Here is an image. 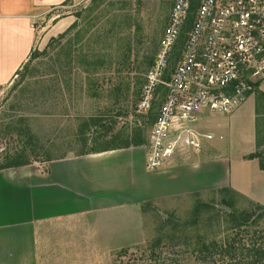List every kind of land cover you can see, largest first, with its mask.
Masks as SVG:
<instances>
[{
  "label": "rangeland",
  "instance_id": "rangeland-1",
  "mask_svg": "<svg viewBox=\"0 0 264 264\" xmlns=\"http://www.w3.org/2000/svg\"><path fill=\"white\" fill-rule=\"evenodd\" d=\"M172 6L169 0H70L52 12L68 17V27L51 31V18L33 23V57L0 88V163L6 154L23 152L29 165L45 164L102 148L114 135L123 145L141 141L148 147L163 90L149 111L136 106ZM263 94L232 114L201 120L214 135L211 142H227L233 180L254 181V166L232 155L245 151L255 135L257 150L264 149ZM108 128V137L94 140ZM256 193L264 199V192ZM257 206L264 207L221 193L149 204L141 239L136 240L135 220L136 242L110 264H198L199 250L211 241L224 242L238 225L254 220L264 228Z\"/></svg>",
  "mask_w": 264,
  "mask_h": 264
},
{
  "label": "crops",
  "instance_id": "crops-1",
  "mask_svg": "<svg viewBox=\"0 0 264 264\" xmlns=\"http://www.w3.org/2000/svg\"><path fill=\"white\" fill-rule=\"evenodd\" d=\"M68 1L0 0V88L29 59L33 23L51 18V31L68 27V17L52 13ZM248 145L232 155L254 166V181L247 183L231 176L227 142H204L198 151L179 148L155 172L146 168L148 148L142 145L2 169L0 264H110L143 235L149 204L221 193L264 206L256 195L264 192V171L249 158L257 151V135Z\"/></svg>",
  "mask_w": 264,
  "mask_h": 264
},
{
  "label": "built area",
  "instance_id": "built-area-1",
  "mask_svg": "<svg viewBox=\"0 0 264 264\" xmlns=\"http://www.w3.org/2000/svg\"><path fill=\"white\" fill-rule=\"evenodd\" d=\"M161 90L147 147L151 172L179 148L198 151L214 139L202 119L232 114L264 93V0L174 1L136 107L149 111Z\"/></svg>",
  "mask_w": 264,
  "mask_h": 264
},
{
  "label": "trees",
  "instance_id": "trees-1",
  "mask_svg": "<svg viewBox=\"0 0 264 264\" xmlns=\"http://www.w3.org/2000/svg\"><path fill=\"white\" fill-rule=\"evenodd\" d=\"M194 2H197V0ZM32 57L33 55L31 54L28 61ZM259 94L261 95L263 93ZM106 130L98 133L94 137V140H98L99 137L102 139L108 137L112 128ZM110 139L111 142H103L102 148H93L86 152L95 153L94 151L98 150L106 152L131 147L130 145H123L122 143L116 142V135L110 136ZM141 145V141H135L133 144L134 147ZM258 146L257 142V149ZM249 158L257 159L259 169L264 171V149L257 150L254 154L249 155ZM28 159L27 156L23 155V152L15 153L14 155L6 154L2 163H0V170L27 166L30 164ZM225 196L231 197L229 195ZM249 204L253 203L250 202ZM257 207L262 211V217L264 218V207ZM250 216L251 214L247 216V219ZM127 255L128 251L126 249L121 250L120 253L116 254L117 261ZM195 261L198 264H264V228L254 226V220L247 225L240 224L237 228L232 229L230 236L224 242L211 241L205 245L195 254Z\"/></svg>",
  "mask_w": 264,
  "mask_h": 264
},
{
  "label": "water",
  "instance_id": "water-1",
  "mask_svg": "<svg viewBox=\"0 0 264 264\" xmlns=\"http://www.w3.org/2000/svg\"><path fill=\"white\" fill-rule=\"evenodd\" d=\"M19 74V71L17 72V74L16 75H18Z\"/></svg>",
  "mask_w": 264,
  "mask_h": 264
}]
</instances>
